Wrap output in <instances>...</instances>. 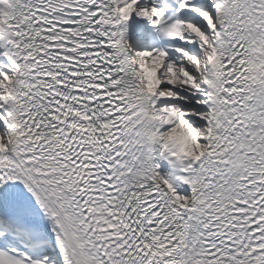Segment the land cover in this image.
I'll return each mask as SVG.
<instances>
[{"label": "snow or ice", "instance_id": "1", "mask_svg": "<svg viewBox=\"0 0 264 264\" xmlns=\"http://www.w3.org/2000/svg\"><path fill=\"white\" fill-rule=\"evenodd\" d=\"M0 264H264V0H0Z\"/></svg>", "mask_w": 264, "mask_h": 264}]
</instances>
